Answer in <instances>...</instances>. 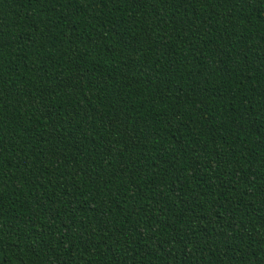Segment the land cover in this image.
<instances>
[{"label": "trees", "instance_id": "trees-1", "mask_svg": "<svg viewBox=\"0 0 264 264\" xmlns=\"http://www.w3.org/2000/svg\"><path fill=\"white\" fill-rule=\"evenodd\" d=\"M0 264H264V0H0Z\"/></svg>", "mask_w": 264, "mask_h": 264}]
</instances>
